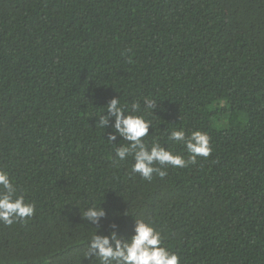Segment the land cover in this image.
<instances>
[{
  "label": "trees",
  "instance_id": "obj_1",
  "mask_svg": "<svg viewBox=\"0 0 264 264\" xmlns=\"http://www.w3.org/2000/svg\"><path fill=\"white\" fill-rule=\"evenodd\" d=\"M114 97L152 99L149 144L187 160L168 136L201 130L212 152L132 173L97 122ZM0 169L36 207L0 221V264H99L91 234L140 218L181 264H264V0H0Z\"/></svg>",
  "mask_w": 264,
  "mask_h": 264
},
{
  "label": "clouds",
  "instance_id": "obj_2",
  "mask_svg": "<svg viewBox=\"0 0 264 264\" xmlns=\"http://www.w3.org/2000/svg\"><path fill=\"white\" fill-rule=\"evenodd\" d=\"M154 106L152 99L149 98L147 110L144 114H139V102H133L129 107L114 97L107 104V115L98 114V126L102 128L108 125L112 117L115 118L112 125L115 131L110 134L108 138L110 141H115L118 133L128 142L115 148L116 160L124 161L132 156L134 163L131 172L139 173L144 179L151 180L154 173L160 177L166 175L163 168L165 165L184 167L189 163H195L197 156L210 155L211 137L201 130L192 131L188 135L184 129H174L168 136L169 141L185 145L186 151L190 154L187 160L182 154L174 153L157 141L149 144L144 138L149 134L152 123L146 119V115ZM35 211V204L26 202L23 194L18 195L14 179L7 171L0 169V221L11 225L14 221L31 217ZM83 216L93 222H99V219L105 216V210L98 206L91 207L83 212ZM162 241L161 233L153 224L140 218L136 220L130 238H117L115 232L111 237L92 233L90 251L96 253L99 264H181L179 254L163 246Z\"/></svg>",
  "mask_w": 264,
  "mask_h": 264
},
{
  "label": "rangeland",
  "instance_id": "obj_3",
  "mask_svg": "<svg viewBox=\"0 0 264 264\" xmlns=\"http://www.w3.org/2000/svg\"><path fill=\"white\" fill-rule=\"evenodd\" d=\"M225 102H219L217 103L218 106L224 105ZM214 123L218 128H224L227 124V120L223 118V116L217 115L214 119Z\"/></svg>",
  "mask_w": 264,
  "mask_h": 264
}]
</instances>
